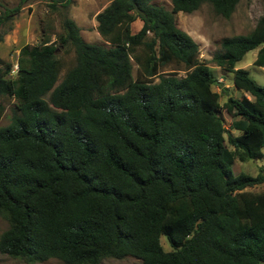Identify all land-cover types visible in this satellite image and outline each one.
I'll return each instance as SVG.
<instances>
[{"label":"trees","instance_id":"1","mask_svg":"<svg viewBox=\"0 0 264 264\" xmlns=\"http://www.w3.org/2000/svg\"><path fill=\"white\" fill-rule=\"evenodd\" d=\"M240 1L172 0L169 10L112 0L96 17L108 45L87 42L65 17L58 39L74 47L76 63L62 79L50 39L21 48L15 77L0 58V120L4 98H16L10 124L0 126V217L10 222L3 254L66 264L128 256L264 264V191L246 190L264 184V172L233 169L237 159L264 157V85L237 67L256 48L254 64L264 67V15L249 34L225 38L213 58L243 93L222 84L224 104L199 44L176 19L204 3L230 18ZM223 107L235 110L239 134L225 126Z\"/></svg>","mask_w":264,"mask_h":264},{"label":"rangeland","instance_id":"2","mask_svg":"<svg viewBox=\"0 0 264 264\" xmlns=\"http://www.w3.org/2000/svg\"><path fill=\"white\" fill-rule=\"evenodd\" d=\"M112 0H0V58L13 64L12 76H16L18 69V57L20 50L25 45H40L44 40L50 39L57 46V56L63 63L61 79L67 69L75 65L76 53L71 45L64 46L58 36L63 32V20L65 17L73 19L81 28L83 38L89 43L108 45L97 29V14L103 11ZM171 10L172 0H153ZM19 8V11H15ZM14 12H13V11ZM12 11V15L6 17V13ZM264 15V0H241L230 18L217 14L213 6L204 3L193 13L179 12L176 14L178 26L189 33L200 46V59L211 67L218 78L213 85L215 91L221 92V103L224 104L227 94L231 92L235 97H241L242 92L232 84V76H224L227 72L217 66L213 58L221 52L222 41L231 36L249 34L256 27L259 19ZM142 26L141 21L132 25V31L137 32ZM259 48L249 51L245 57L237 63L238 68H245L250 75L261 85H264V67L254 64ZM134 75L137 74L138 65L133 60ZM180 75L184 71L179 72ZM60 79V80H61ZM222 84L229 87L227 94L221 91ZM221 87V88H220ZM5 112L0 120V126L10 124L16 113V98L6 97L3 100ZM221 114L225 120V126L234 135L239 134L232 128L235 110L223 107ZM227 137V136H226ZM227 146L233 149L230 143ZM235 174L245 172L256 176L264 172V157L258 160L242 162L237 159L233 166ZM246 190L253 192L264 191V184L248 187ZM10 226L6 216L0 217V236ZM161 244L166 251L172 250L166 236L161 237ZM0 264H66L62 260L52 258L43 262H28L25 259L14 258L0 251ZM101 264H142L138 258L128 256L123 259L107 258Z\"/></svg>","mask_w":264,"mask_h":264}]
</instances>
